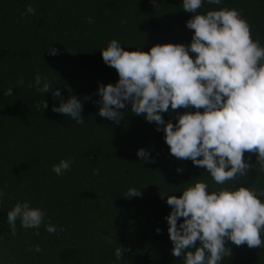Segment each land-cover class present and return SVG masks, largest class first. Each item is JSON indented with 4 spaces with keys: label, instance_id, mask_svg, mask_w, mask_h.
<instances>
[{
    "label": "trees",
    "instance_id": "1",
    "mask_svg": "<svg viewBox=\"0 0 264 264\" xmlns=\"http://www.w3.org/2000/svg\"><path fill=\"white\" fill-rule=\"evenodd\" d=\"M28 5L36 13L22 17ZM219 7L239 9L252 25L253 38L264 45V0H222L220 6L205 0L199 11ZM192 15L183 11L182 0H0V189L7 193L0 206V264H184L171 254L165 219L171 208L160 193L180 196L197 180L215 190L210 174L191 160L173 157L164 133L130 112L131 105L121 110L124 119L116 124L98 114L94 101L100 99L99 83L119 79L102 59L101 49L112 39L126 50L190 44L194 30L186 22ZM50 47L59 54L50 55ZM37 73L51 81L48 93L37 91ZM69 86L82 100L91 96L84 102V124L52 111L61 102L52 91L59 87L67 100ZM9 88L13 95L4 96ZM44 100L48 109L37 108ZM175 117L164 114L166 122L175 123ZM141 148L150 149L151 162L137 156ZM69 158H74L71 171L57 176L53 165ZM256 160L253 154L249 162ZM246 184L264 187V172L252 169ZM129 188L143 195L127 199ZM25 200L45 209L46 219L65 231L49 234L42 225L37 235L18 220L12 236L7 213ZM36 245L43 251H29ZM120 245L131 251L117 260ZM231 247L232 257L222 264H264V248Z\"/></svg>",
    "mask_w": 264,
    "mask_h": 264
},
{
    "label": "clouds",
    "instance_id": "2",
    "mask_svg": "<svg viewBox=\"0 0 264 264\" xmlns=\"http://www.w3.org/2000/svg\"><path fill=\"white\" fill-rule=\"evenodd\" d=\"M206 2L222 4V0ZM204 4L205 0H182L183 11L193 14L186 22V27L194 30L190 44L158 43L149 51L126 50L119 40L112 39L101 49L102 59L117 71L119 79L115 84L98 82L100 99L94 101L100 105L98 114L116 124L124 119L126 111L121 110L131 105L130 112L155 123L156 131L164 133L173 157L191 160L210 174L215 190L197 180L180 196L160 193L161 198L167 196L171 208L165 217L173 244L171 254L182 258L184 264H222L232 257V245L264 248V187L246 184L252 169L264 172V45L253 38L252 25L239 9L219 7L201 14ZM35 13L28 5L21 16ZM88 22L93 21L89 18ZM59 51L50 47L48 53L55 56ZM18 83L23 85V79ZM35 87L41 94L54 88L39 73ZM68 91L67 100L59 87L52 91L53 99L61 101L52 111L84 124V102L91 96L82 100L71 94L70 86ZM12 95L11 88L4 92V96ZM36 107L47 110L49 105L44 100ZM179 109L195 111L180 113ZM170 112L176 113L175 123L164 119ZM253 154L257 155L254 164L249 162ZM137 156L152 160L147 148L139 149ZM73 163L74 158L61 159L52 171L63 176ZM94 174L99 175V170L94 169ZM6 195L0 189V206ZM142 195L141 189L129 188L126 198ZM46 217L47 211L32 207L30 201L17 202L7 213L10 234L17 235L18 220L20 227L36 229L37 235L42 225L49 234L65 231ZM29 251L43 249L36 245ZM128 251L131 249L120 245L115 249L116 259L122 260Z\"/></svg>",
    "mask_w": 264,
    "mask_h": 264
}]
</instances>
